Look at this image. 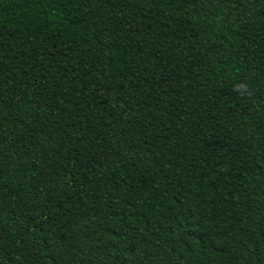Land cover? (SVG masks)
Here are the masks:
<instances>
[{
	"label": "trees",
	"instance_id": "obj_1",
	"mask_svg": "<svg viewBox=\"0 0 264 264\" xmlns=\"http://www.w3.org/2000/svg\"><path fill=\"white\" fill-rule=\"evenodd\" d=\"M0 264H264V0H0Z\"/></svg>",
	"mask_w": 264,
	"mask_h": 264
},
{
	"label": "clouds",
	"instance_id": "obj_2",
	"mask_svg": "<svg viewBox=\"0 0 264 264\" xmlns=\"http://www.w3.org/2000/svg\"><path fill=\"white\" fill-rule=\"evenodd\" d=\"M233 91L239 93L242 97H248L252 94L247 83H238L233 87Z\"/></svg>",
	"mask_w": 264,
	"mask_h": 264
}]
</instances>
